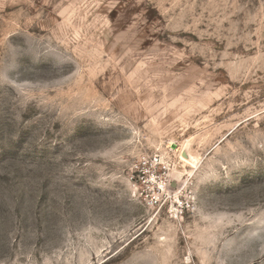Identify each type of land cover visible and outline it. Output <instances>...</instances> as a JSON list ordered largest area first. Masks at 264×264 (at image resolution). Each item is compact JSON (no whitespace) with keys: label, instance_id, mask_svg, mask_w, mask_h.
Returning <instances> with one entry per match:
<instances>
[{"label":"rangeland","instance_id":"374dc122","mask_svg":"<svg viewBox=\"0 0 264 264\" xmlns=\"http://www.w3.org/2000/svg\"><path fill=\"white\" fill-rule=\"evenodd\" d=\"M0 264H264V0H0Z\"/></svg>","mask_w":264,"mask_h":264},{"label":"bare ground","instance_id":"6f19581e","mask_svg":"<svg viewBox=\"0 0 264 264\" xmlns=\"http://www.w3.org/2000/svg\"><path fill=\"white\" fill-rule=\"evenodd\" d=\"M180 158L181 160L186 163V164H192V161H190V159L188 158V156L186 155V153L184 152V149H182L180 151ZM192 160V159H191Z\"/></svg>","mask_w":264,"mask_h":264}]
</instances>
